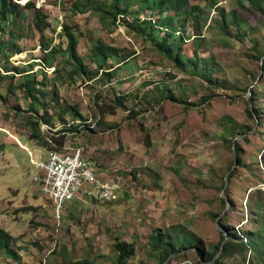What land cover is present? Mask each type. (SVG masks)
I'll list each match as a JSON object with an SVG mask.
<instances>
[{"label": "rangeland", "instance_id": "obj_1", "mask_svg": "<svg viewBox=\"0 0 264 264\" xmlns=\"http://www.w3.org/2000/svg\"><path fill=\"white\" fill-rule=\"evenodd\" d=\"M17 1L22 5L34 2L46 11L51 26L45 37L53 38V45L61 42L64 23L76 27L80 54L92 66L96 64L88 55L100 41L130 57L128 61L111 60L118 70L110 80L101 74L92 81L64 83L55 67H46L41 60L42 38L35 27L29 36L16 37L23 51L12 52L10 61L25 70L44 68L49 101L55 94L49 106L54 124L43 125L44 132L84 125L80 132L66 133L67 148L86 146L99 177L121 182L122 188L116 200L83 192L68 201L58 217L54 203L34 181L36 167L28 149L34 151L35 160L49 154L30 140L26 125L30 100L20 97V90L8 99L0 95V228L9 233L19 254L17 258L0 255L1 264H70L87 257L91 264H116L114 245L118 240L136 244L129 264H240L238 255L219 258L218 254L206 260L197 246L175 251L168 261L160 262L152 257L157 251L151 238L156 229L184 227L207 249L223 236H242L247 229L257 228L253 206L260 189L264 200V56L256 57L251 37L238 33L236 27L231 37L224 36L215 24L219 12L208 7L206 0H191L205 8L202 19L206 25L198 34L203 40L199 54L214 57L219 67L216 75L222 80L216 87L161 54L150 28L144 35L123 21L115 26L112 18H106L104 24L102 11L92 4L104 6L113 0H78L88 4L86 12L74 11L75 0ZM231 3L220 0L219 5L229 10ZM237 10L260 28L261 12ZM27 11L31 23V11ZM133 18L128 16L129 21ZM192 23L186 27V36H191L184 46L187 51L198 32ZM261 33L264 37V30L258 35ZM67 45L65 41L64 47ZM0 67L8 73L1 61ZM20 79L17 74L16 83ZM38 79L43 80L42 73ZM9 81L0 79L4 96ZM165 87L174 98L165 95ZM253 87L258 91L256 100L250 91ZM118 95L126 96L125 107L116 104ZM74 105L79 107L82 121L74 116ZM133 111L139 114L134 116ZM58 112L65 120L58 119ZM85 125L93 129H85ZM233 146H240L244 165L228 179L236 157Z\"/></svg>", "mask_w": 264, "mask_h": 264}, {"label": "trees", "instance_id": "obj_2", "mask_svg": "<svg viewBox=\"0 0 264 264\" xmlns=\"http://www.w3.org/2000/svg\"><path fill=\"white\" fill-rule=\"evenodd\" d=\"M208 7L215 8L220 17L215 19V24L220 28L222 34L226 37H231L232 29L236 27L239 32L249 35L253 41V48L256 51V57L261 59L264 56V37L259 31L264 30V0H232V8L227 9L225 6H220V0H206ZM92 6L102 11V21L106 24V18H112V23L116 26L118 22L123 21L129 27L135 28L146 35L148 28L151 29V35L155 36L154 45L156 49L173 61L179 68L194 75H200L210 86H220L221 77L216 75L219 70L214 57L200 56L199 51L203 47V40L198 37V34L205 27L203 23V15L205 8L200 4L193 5L191 0H113L110 4L102 6L100 3L92 4ZM252 8L262 13L263 18L260 22V28L248 21L237 8ZM74 11L86 12L88 4L81 3L75 0L72 4ZM27 9L31 11V23L28 22L29 14ZM152 14L147 16L146 12ZM128 16H134L132 21H129ZM49 16L43 8H37L34 2L29 1L26 5H22L17 0H0V61L4 65L3 73L0 67V79L10 80L7 86L6 95L1 91L0 95L5 99L16 90L23 92L22 96L30 100L29 115L26 118V125L30 129V140L36 142L37 146L47 150L64 149L66 146V133L80 132L84 125L66 126L59 132L48 131L45 133L42 129L43 124L53 125V115L50 114L49 106L52 104L53 98L49 101V93L45 90L48 79L47 72L44 68L40 70H25L16 67L10 61L12 52L23 51L20 44H16V37L24 38L33 32V27L41 33V45L44 55L41 60L46 67H55L57 76L64 78V83L67 81L76 83L82 79V82L99 79L101 74H105L107 80L112 79L117 73L118 67L111 65L113 59L120 61L129 60L128 55L120 54V49L103 41L98 42L88 55L95 66L90 65L86 56H82L79 51L80 36L78 29L66 23L62 25L60 32L61 42L58 45H53V38H46L45 33L50 28ZM193 22L192 26L198 32L193 38V47L187 51L184 49L186 42L191 38L187 37V24ZM159 33H156V30ZM261 29V30H260ZM32 31V32H31ZM246 31V32H245ZM44 37L47 40H44ZM68 45L64 47V42ZM126 61V62H127ZM262 69L264 70V57L261 59ZM111 65V66H110ZM32 67L34 65L32 64ZM11 72V73H9ZM38 73L43 74V80L38 79ZM20 74V81L16 83V75ZM87 80V81H85ZM160 89V86H157ZM168 98H174L172 90L165 87L163 90ZM255 94L252 98H258V91L255 87L250 90ZM125 95L116 97V104L125 107ZM39 105L38 109L36 105ZM75 111L74 116H83L79 113L80 109L77 105L72 107ZM139 114L133 111V115ZM58 119L65 120L64 115L60 112L56 114ZM51 127V126H50ZM85 129L91 128L90 125H85ZM93 129V128H91ZM233 130V129H232ZM230 131V130H227ZM49 137L52 141L49 140ZM25 140V139H23ZM229 144L232 140L230 139ZM235 147L236 157L232 162L228 179L236 172L239 165H244V158L241 154L240 146ZM261 162L264 163V153L261 155ZM235 166V167H234ZM226 192H228V182L225 184ZM263 191L260 189L257 192V199L253 206L257 212L255 222L257 228L247 229L242 236H233L232 234L222 237L218 242L211 243L206 249L201 245L200 239L191 232L185 231L184 227H172L168 231L156 229L152 234V248L157 251L152 255L160 262L168 261L169 257L177 251L180 253L182 249L197 246L201 257L206 260H213L218 255L219 258L233 257L238 255L241 257L240 264H264V200L262 197ZM225 203V200H224ZM232 205V203H230ZM218 217L219 214H214ZM223 222V220H222ZM117 252L116 264H129V259L136 254V244L127 240H118L114 245ZM0 255H11L13 258L19 256L17 250L12 245V238L8 232L0 228ZM218 259V258H217ZM91 257L84 260L72 261L70 264H91ZM1 264V261H0ZM239 264V263H238Z\"/></svg>", "mask_w": 264, "mask_h": 264}, {"label": "built area", "instance_id": "obj_3", "mask_svg": "<svg viewBox=\"0 0 264 264\" xmlns=\"http://www.w3.org/2000/svg\"><path fill=\"white\" fill-rule=\"evenodd\" d=\"M49 130H46L47 133ZM49 140L52 141L50 137ZM28 151L31 162L36 167L34 181L40 184L42 193L52 200L58 217H61L65 204L83 192L104 200L119 198L121 182L104 181L99 177L93 163L87 157L86 146H76L71 151L67 146L63 150H46L48 157L39 160L33 158L34 151L30 149Z\"/></svg>", "mask_w": 264, "mask_h": 264}]
</instances>
